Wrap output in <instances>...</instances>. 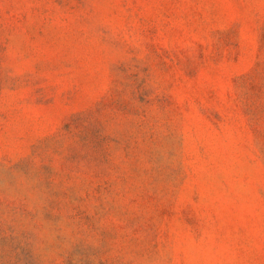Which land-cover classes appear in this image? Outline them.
<instances>
[{
    "label": "rangeland",
    "instance_id": "rangeland-1",
    "mask_svg": "<svg viewBox=\"0 0 264 264\" xmlns=\"http://www.w3.org/2000/svg\"><path fill=\"white\" fill-rule=\"evenodd\" d=\"M0 264H264V0H0Z\"/></svg>",
    "mask_w": 264,
    "mask_h": 264
}]
</instances>
